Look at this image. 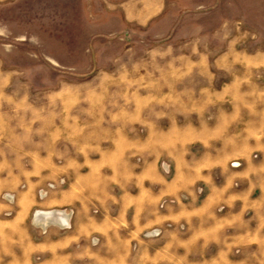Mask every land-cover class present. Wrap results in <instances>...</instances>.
I'll return each mask as SVG.
<instances>
[{
	"label": "rangeland",
	"instance_id": "obj_1",
	"mask_svg": "<svg viewBox=\"0 0 264 264\" xmlns=\"http://www.w3.org/2000/svg\"><path fill=\"white\" fill-rule=\"evenodd\" d=\"M106 48V0H0V264H263L160 192L264 167V0H175L107 71Z\"/></svg>",
	"mask_w": 264,
	"mask_h": 264
},
{
	"label": "crops",
	"instance_id": "obj_2",
	"mask_svg": "<svg viewBox=\"0 0 264 264\" xmlns=\"http://www.w3.org/2000/svg\"><path fill=\"white\" fill-rule=\"evenodd\" d=\"M174 4L175 0H106V71L118 63V52L111 47L129 42L135 35L150 33L154 25L169 16ZM236 161L240 163L239 167L221 169L218 183L210 173H204L202 167L190 168L188 173H184L183 182L178 179L168 181L160 193L173 196L184 193L186 201L183 206L190 218L215 215L220 218L223 228H233V233L237 234L235 240L242 247L248 249L253 245L254 248L251 243H262L257 251L264 255V167L251 158ZM198 187L203 191L202 196L196 192ZM88 200L90 198L67 190L59 194L57 201L61 206L73 203L76 210H82L86 208L82 205H86ZM76 210L74 228L79 223ZM53 213L65 221L61 213ZM63 213L67 214L66 211ZM251 219L259 221L252 222ZM246 264L251 263L247 261Z\"/></svg>",
	"mask_w": 264,
	"mask_h": 264
},
{
	"label": "bare ground",
	"instance_id": "obj_3",
	"mask_svg": "<svg viewBox=\"0 0 264 264\" xmlns=\"http://www.w3.org/2000/svg\"><path fill=\"white\" fill-rule=\"evenodd\" d=\"M52 214H49V213H36V218L35 219H37V218H49V216L50 217H52V218H55L56 220H58L59 222H61L62 221V219H61V217L59 216V215H56V214H53L52 216H51Z\"/></svg>",
	"mask_w": 264,
	"mask_h": 264
},
{
	"label": "built area",
	"instance_id": "obj_4",
	"mask_svg": "<svg viewBox=\"0 0 264 264\" xmlns=\"http://www.w3.org/2000/svg\"><path fill=\"white\" fill-rule=\"evenodd\" d=\"M239 166H240V163L238 161H232L230 163V167H232V168H237Z\"/></svg>",
	"mask_w": 264,
	"mask_h": 264
}]
</instances>
